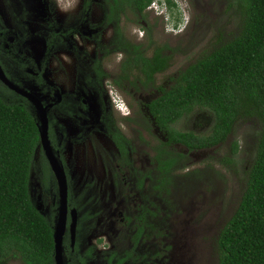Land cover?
Returning <instances> with one entry per match:
<instances>
[{"label":"flooded vegetation","instance_id":"obj_1","mask_svg":"<svg viewBox=\"0 0 264 264\" xmlns=\"http://www.w3.org/2000/svg\"><path fill=\"white\" fill-rule=\"evenodd\" d=\"M59 1L0 0V65L10 80L40 95L48 106L50 144L68 181L63 264H151L150 237L134 243L130 236L122 242L108 234V247V240L103 242L101 237L94 242L88 234L81 237L82 226H160L165 217L166 178L195 163L202 151L220 145L189 150L177 141V134L184 131L182 117L195 109L178 118V111L166 112L163 103L160 112L152 109L182 69L181 53L174 39L168 38L172 34H155L146 11L137 20L141 34L135 33L126 5L109 17L101 0L88 7L83 0L73 20L67 17L71 11L60 10ZM94 4L102 9L100 19L91 14ZM158 60L165 66L155 69L152 63ZM101 175L113 186L104 183ZM41 176L53 194V217H45L54 232L59 186L53 171L49 176L43 169ZM74 180L78 199L73 197ZM118 192L120 198L108 205ZM106 193L109 200L102 204ZM116 207L119 214L114 217ZM73 208L77 210L74 242Z\"/></svg>","mask_w":264,"mask_h":264},{"label":"trees","instance_id":"obj_2","mask_svg":"<svg viewBox=\"0 0 264 264\" xmlns=\"http://www.w3.org/2000/svg\"><path fill=\"white\" fill-rule=\"evenodd\" d=\"M93 1L85 0V6ZM101 1L108 7L109 17L126 5L141 21L154 0ZM239 5L243 19L237 34L182 68L167 95L157 99L152 109L160 112L163 103L166 112L178 111L176 118L196 108L210 112L213 124L207 133L177 134V141L189 150L221 145L233 134L238 120L258 119L261 131L248 181L238 206L219 233L218 247L219 264H264V0H239ZM163 61L152 63L153 68L165 66ZM39 144L33 107L0 80V261L16 256L26 264H54L53 225L30 193ZM231 146L229 154L221 158L223 162L234 161L238 143L232 141ZM42 158L44 171L50 176L44 154ZM165 184L168 193L173 178H166ZM127 229L134 243L158 231L152 225ZM92 251L88 249L87 254Z\"/></svg>","mask_w":264,"mask_h":264},{"label":"rangeland","instance_id":"obj_3","mask_svg":"<svg viewBox=\"0 0 264 264\" xmlns=\"http://www.w3.org/2000/svg\"><path fill=\"white\" fill-rule=\"evenodd\" d=\"M60 1V10L71 11L67 17L74 20L83 0ZM127 11L128 17L132 19L130 27L135 33L141 34L138 16L131 9ZM91 14L100 19L101 7L94 4ZM146 14L148 26L155 34H172L168 38L174 39L181 53V68L210 51L219 42L237 34L243 19L239 0H156L152 8L146 9ZM209 119V111L196 108L188 117L183 116L180 124L184 131L192 129L196 133H207L210 129ZM260 127L254 116L238 120L233 134L222 145L202 151L195 163L175 174L172 187L165 195V217L160 226H156L158 231H153L148 241L149 255H153L151 264H219L218 236L238 206L246 187ZM232 141L238 143L234 161L223 162L221 158L229 154ZM42 157V148L38 146L34 155L30 193L41 212L46 217H53V194L41 176L44 169ZM100 178L111 185L110 179H105L103 175ZM76 184L74 180L73 197L78 199ZM55 187L57 191L56 184ZM108 198V193L102 194L101 203L107 204ZM119 198L118 192L108 205L114 204ZM116 210L113 211L114 217L119 214L117 207ZM87 234L93 242L100 237L103 242L108 240V247L111 246L108 234L114 235L117 241L124 238V242H128L126 237L129 236L126 227L90 228L85 224L80 235ZM0 264L26 263L20 257L10 256L1 260Z\"/></svg>","mask_w":264,"mask_h":264},{"label":"water","instance_id":"obj_4","mask_svg":"<svg viewBox=\"0 0 264 264\" xmlns=\"http://www.w3.org/2000/svg\"><path fill=\"white\" fill-rule=\"evenodd\" d=\"M0 80L10 89L24 96L32 105L34 112L36 114L37 125L40 133V143L59 186L58 216L53 232L54 259L56 264H63L62 244H63V236L66 228V218L68 211V193H69L68 181L64 167L62 163L58 160L56 155L54 154L50 144V140L48 136V127H49L48 115H47L48 106L42 102L40 95L35 94L31 91V89L21 87L15 84L12 80H10V78L6 75L1 65H0ZM71 217H72V221L70 224V231H71L72 240L74 242L76 229H77V210L75 208L71 210Z\"/></svg>","mask_w":264,"mask_h":264},{"label":"clouds","instance_id":"obj_5","mask_svg":"<svg viewBox=\"0 0 264 264\" xmlns=\"http://www.w3.org/2000/svg\"><path fill=\"white\" fill-rule=\"evenodd\" d=\"M156 3V0H154L150 5H149V8L151 7H153L154 6V4Z\"/></svg>","mask_w":264,"mask_h":264}]
</instances>
